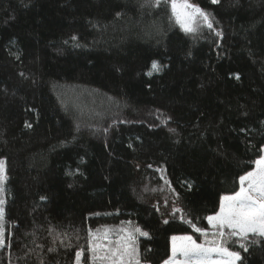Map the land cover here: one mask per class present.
<instances>
[{
	"label": "trees",
	"instance_id": "16d2710c",
	"mask_svg": "<svg viewBox=\"0 0 264 264\" xmlns=\"http://www.w3.org/2000/svg\"><path fill=\"white\" fill-rule=\"evenodd\" d=\"M191 1L211 28L185 32L171 0H0V264H75L77 251L88 264L128 222L148 233L142 264H163L172 236L212 235L206 218L263 154L264 0ZM68 86L129 113L100 141L61 103ZM148 110L169 126L142 121ZM224 246L264 264V237Z\"/></svg>",
	"mask_w": 264,
	"mask_h": 264
},
{
	"label": "snow or ice",
	"instance_id": "6c2138e0",
	"mask_svg": "<svg viewBox=\"0 0 264 264\" xmlns=\"http://www.w3.org/2000/svg\"><path fill=\"white\" fill-rule=\"evenodd\" d=\"M152 2L158 4L160 0H152ZM213 2L215 3L216 0H213ZM171 8L176 22L180 24L185 32L195 31V24L200 18L209 28L212 27L208 14L199 7L189 4L187 0L180 3L177 0H171ZM217 35H220V33H217ZM72 39L75 40L76 37H72ZM152 68L159 70L157 62L153 61ZM236 79H239V74H236ZM26 126L30 127V125ZM262 151H264V148H262ZM255 165L254 170L239 177V191L232 195L221 196L219 211L206 218L212 229L213 239L206 240L204 243H197L190 235L172 236V255L163 264H236L237 261L241 260V256L239 252L230 251L228 247L224 246L228 240L232 237H239L243 241L247 240L250 235L264 237V155H261L255 161ZM5 178L4 161L0 160V183ZM161 178L165 179L163 176ZM165 184L172 191H175L171 188V183L167 179H165ZM188 187L191 188V185L189 184ZM0 191H2V188H0ZM3 202V200H0V205ZM180 211L179 207H173V214ZM3 214V208L0 207V219L3 218ZM164 222L168 223L167 220ZM186 222L191 224L196 232H200L205 236L208 235L207 231L196 227L191 220ZM137 233L140 236H148L147 232L135 228L120 236L115 247L107 248L103 256L96 255L101 246L99 244L93 245V258L107 261L108 264H141L136 246ZM2 237L3 233L0 232V247L4 246ZM240 247L244 251H248L243 242L240 243ZM54 250L53 248L48 249L50 252ZM178 254L183 257L182 260L176 259ZM213 254L218 259H213ZM80 257L81 252L77 251V264H79Z\"/></svg>",
	"mask_w": 264,
	"mask_h": 264
},
{
	"label": "rangeland",
	"instance_id": "374dc122",
	"mask_svg": "<svg viewBox=\"0 0 264 264\" xmlns=\"http://www.w3.org/2000/svg\"><path fill=\"white\" fill-rule=\"evenodd\" d=\"M178 3L183 2V0H177ZM189 4H193L191 0H187ZM197 7V6H196ZM56 93L64 105L68 114L72 116L74 119L73 121L77 125H81L82 127L88 129L90 133H92L95 138L102 141L106 135V129L108 121L112 118H123L128 115L127 108H119L113 105H116L114 100L109 97L107 94L102 92H96L93 89L83 88L81 86H68L67 88H57ZM109 106V107H107ZM147 118H143L142 121L149 123L150 125H160L164 128L169 126L168 116H165L163 113L157 110H148L146 114ZM163 121V123H162ZM264 155V151L263 154ZM256 165L254 166L255 169ZM253 169V170H254ZM252 171V170H251ZM5 174V172H4ZM1 197V194H0ZM0 207H2L0 205ZM3 218L0 219V232L3 233L4 236V226H2ZM119 228L120 231L117 233L112 234H105L104 236L100 237L101 240H96V244H99L101 248L97 251L96 255L103 256L107 248H110V244L116 245V241L119 239L120 236L124 235L125 232L132 231L135 229L134 226L128 222L127 224H123L121 226H117L114 229ZM123 230V231H122ZM144 232V231H143ZM140 236L138 233L136 237ZM176 236H185L183 235H176ZM4 240V237H2ZM213 236L210 235L206 237L203 241L197 243H204L206 240H212ZM115 247V246H114ZM231 251V250H230ZM171 255H172V240H171ZM94 253L92 251L91 259L88 264H108L107 261H101L99 259H94ZM82 256L80 257L79 264H84L82 261ZM169 259V258H168ZM167 259V260H168ZM177 260H182L183 257L179 254L176 257ZM213 259H218V257L213 254ZM77 264V260L76 263ZM142 264V263H141ZM238 264V261L236 262Z\"/></svg>",
	"mask_w": 264,
	"mask_h": 264
}]
</instances>
